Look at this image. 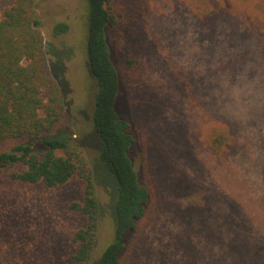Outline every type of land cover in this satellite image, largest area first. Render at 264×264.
<instances>
[{"label": "rangeland", "instance_id": "1", "mask_svg": "<svg viewBox=\"0 0 264 264\" xmlns=\"http://www.w3.org/2000/svg\"><path fill=\"white\" fill-rule=\"evenodd\" d=\"M196 1L112 0L120 14L110 32L121 76L115 109L134 139L133 168L152 194L122 264H264V0H205L200 12ZM12 2L0 0V15ZM37 11L45 45L60 56L48 57L68 111L58 134L71 132L96 155L86 2L37 0ZM59 23L68 30L55 36ZM217 130L229 132L225 152L210 147ZM16 145L0 143V153ZM100 180L90 264L114 238L111 186ZM81 201L79 179L47 189L0 173L6 264H71L72 233L85 223L68 205Z\"/></svg>", "mask_w": 264, "mask_h": 264}, {"label": "trees", "instance_id": "2", "mask_svg": "<svg viewBox=\"0 0 264 264\" xmlns=\"http://www.w3.org/2000/svg\"><path fill=\"white\" fill-rule=\"evenodd\" d=\"M204 1H196L198 11ZM85 2V51L93 82L90 119L98 151L90 153L69 131L58 134L68 111L62 82L53 74L48 57L56 61L60 56L45 45L37 0H13L0 15V143L15 141L17 145L0 153V173L8 174L14 183L47 189L63 187L73 179L81 181L82 201L68 205L70 213L85 223L72 233L71 264L91 262L102 213L96 178L97 182L107 178L113 195L114 238L95 264H122L126 237L146 223L152 194L133 168L129 152L134 139L115 109L121 76L112 60L110 32L118 26L120 14L112 0ZM67 30L65 23L53 28L55 36ZM230 139L227 130H217L210 136V147L225 152ZM6 260L0 246V264Z\"/></svg>", "mask_w": 264, "mask_h": 264}]
</instances>
